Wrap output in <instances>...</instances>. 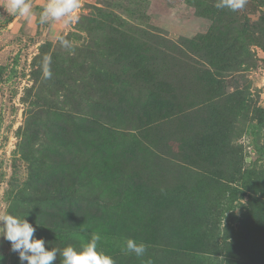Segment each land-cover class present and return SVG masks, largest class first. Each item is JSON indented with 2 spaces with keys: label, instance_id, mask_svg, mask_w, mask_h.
<instances>
[{
  "label": "rangeland",
  "instance_id": "obj_1",
  "mask_svg": "<svg viewBox=\"0 0 264 264\" xmlns=\"http://www.w3.org/2000/svg\"><path fill=\"white\" fill-rule=\"evenodd\" d=\"M6 2L0 217L27 216L49 250L99 234L116 264H264V0H81L45 26L48 0L31 24ZM129 26L163 41L123 44ZM0 264H21L3 236Z\"/></svg>",
  "mask_w": 264,
  "mask_h": 264
},
{
  "label": "clouds",
  "instance_id": "obj_2",
  "mask_svg": "<svg viewBox=\"0 0 264 264\" xmlns=\"http://www.w3.org/2000/svg\"><path fill=\"white\" fill-rule=\"evenodd\" d=\"M246 4L247 0H217L215 6L218 9L228 8L237 12L244 9ZM81 6V0H48L39 13L37 22L40 26L59 20L68 24L74 20ZM5 7L10 13L24 18L29 24L37 19L29 0H7ZM59 43L63 48H72L71 40L65 36L59 37ZM50 64L51 57L45 55L42 58L43 76L49 79L52 76ZM26 217L14 214H5L0 217V236L11 242V250L18 253L21 264L25 262L26 264H53L58 254L63 257L61 264H116L109 254L98 247L101 239L99 234H93L90 241L80 249L68 245L62 250L56 247L49 250L43 238L35 237L36 227ZM37 225H39L38 222ZM126 250L137 257H143L147 251V245L128 238ZM149 264H151L150 261Z\"/></svg>",
  "mask_w": 264,
  "mask_h": 264
},
{
  "label": "trees",
  "instance_id": "obj_3",
  "mask_svg": "<svg viewBox=\"0 0 264 264\" xmlns=\"http://www.w3.org/2000/svg\"><path fill=\"white\" fill-rule=\"evenodd\" d=\"M114 36L116 39L121 41L123 44L126 42V40L133 42L137 39H140V40H143L145 42H148V44H150L151 46H159V44L162 43L161 41H163V39L160 36H158L155 32L139 30L133 26L127 27L126 31L116 30ZM164 42L168 44L169 49L166 50V52H167L166 54L170 58H175V56L176 57L180 56L181 50L178 47H176V45H174L173 43H171L167 40H164ZM164 46H166V45H164ZM113 47H116V46H113Z\"/></svg>",
  "mask_w": 264,
  "mask_h": 264
}]
</instances>
